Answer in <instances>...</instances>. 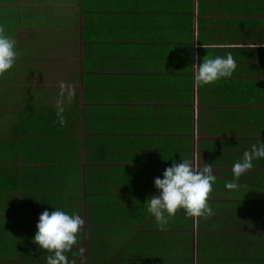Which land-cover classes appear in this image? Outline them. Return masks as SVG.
Here are the masks:
<instances>
[{
  "label": "crops",
  "instance_id": "0c3cea01",
  "mask_svg": "<svg viewBox=\"0 0 264 264\" xmlns=\"http://www.w3.org/2000/svg\"><path fill=\"white\" fill-rule=\"evenodd\" d=\"M0 30L18 53L0 76V264H45L32 237L53 208L83 221L74 264H264V167L225 187L264 96V0H0ZM229 52L231 76L195 82ZM181 159L209 164L212 214L160 225L145 201Z\"/></svg>",
  "mask_w": 264,
  "mask_h": 264
},
{
  "label": "clouds",
  "instance_id": "9594fccd",
  "mask_svg": "<svg viewBox=\"0 0 264 264\" xmlns=\"http://www.w3.org/2000/svg\"><path fill=\"white\" fill-rule=\"evenodd\" d=\"M17 55L15 41L0 30V76L14 65ZM235 69L236 62L230 52L223 57L206 58L198 64L194 80L198 85H209L231 76ZM61 91H65L63 84ZM67 94L69 98L73 95L70 88L67 89ZM63 112L62 107L56 112L61 126L65 122ZM255 160H264V140L252 144L250 149L242 153L241 159L233 163V180L226 182L225 187L236 189V179L249 170ZM215 180L209 164L204 163L202 169H197L188 159H181L179 163L173 161L171 166L163 170L162 178H154V187L159 194L147 198V211L160 225L167 223L178 209H183L190 217L209 216L212 209L207 197ZM82 223L76 212L69 214L60 208H53L51 212L45 209L39 214L32 242L38 249L45 250V264H74L66 253L71 252L73 245L77 243Z\"/></svg>",
  "mask_w": 264,
  "mask_h": 264
},
{
  "label": "trees",
  "instance_id": "16d2710c",
  "mask_svg": "<svg viewBox=\"0 0 264 264\" xmlns=\"http://www.w3.org/2000/svg\"><path fill=\"white\" fill-rule=\"evenodd\" d=\"M260 107H264V96L253 95V144L264 140V109ZM253 166L264 167V160L253 161ZM258 176H260V182L264 183V168H260Z\"/></svg>",
  "mask_w": 264,
  "mask_h": 264
},
{
  "label": "rangeland",
  "instance_id": "374dc122",
  "mask_svg": "<svg viewBox=\"0 0 264 264\" xmlns=\"http://www.w3.org/2000/svg\"><path fill=\"white\" fill-rule=\"evenodd\" d=\"M261 169H263V168H261Z\"/></svg>",
  "mask_w": 264,
  "mask_h": 264
}]
</instances>
